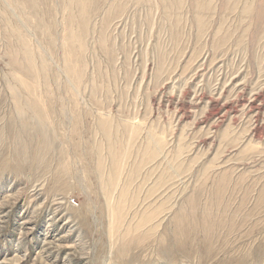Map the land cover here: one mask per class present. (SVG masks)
Segmentation results:
<instances>
[{"label": "rangeland", "instance_id": "obj_1", "mask_svg": "<svg viewBox=\"0 0 264 264\" xmlns=\"http://www.w3.org/2000/svg\"><path fill=\"white\" fill-rule=\"evenodd\" d=\"M247 1L0 0V264H264Z\"/></svg>", "mask_w": 264, "mask_h": 264}, {"label": "bare ground", "instance_id": "obj_2", "mask_svg": "<svg viewBox=\"0 0 264 264\" xmlns=\"http://www.w3.org/2000/svg\"><path fill=\"white\" fill-rule=\"evenodd\" d=\"M250 1V3H249ZM254 1L256 0H248L247 3H245V8H244V12L249 15V16H252V18L255 19L256 22H260L259 24L261 23H264V0H258L257 1V6H253L252 3H254ZM246 10V11H245ZM204 59V58H203ZM28 67H31V62L30 60H28ZM201 68V67H200ZM242 91V90H241ZM218 97V96H217ZM254 99V98H253ZM246 103V102H245ZM246 105V104H245ZM249 107V106H248ZM249 111V110H248ZM99 171V170H98ZM100 172V171H99ZM101 176V174H100ZM102 179V178H101ZM100 180V179H99ZM34 187V185H33ZM31 189V188H30ZM44 192V191H43ZM53 194V193H52ZM56 194V193H55ZM59 196V195H58ZM34 197V196H33ZM36 198V197H35ZM51 199V198H50ZM68 199L64 198L63 196L61 197H55L53 199V203L52 205L55 206V207H61L63 206L64 204H69ZM36 204V203H35ZM34 205V204H33ZM51 207V206H50ZM49 207V208H50ZM53 212V211H52ZM69 213V212H68ZM61 214V213H60ZM51 217V215H50ZM59 217V216H58ZM63 218V217H62ZM26 219V218H25ZM24 219V220H25ZM179 219H181L179 222H177L176 226H175V229H174V233L179 236V238L183 235L182 232H181V229H180V226L182 223L184 222H188L189 224L192 225V218L191 217H180ZM28 221L25 220V222L23 221V223L21 224H27ZM65 225V224H64ZM191 228L189 227L188 228V231L190 230ZM118 263V262H117Z\"/></svg>", "mask_w": 264, "mask_h": 264}]
</instances>
